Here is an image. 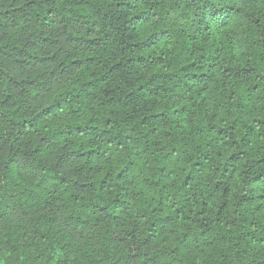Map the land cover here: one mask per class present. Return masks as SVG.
<instances>
[{"label": "trees", "instance_id": "trees-1", "mask_svg": "<svg viewBox=\"0 0 264 264\" xmlns=\"http://www.w3.org/2000/svg\"><path fill=\"white\" fill-rule=\"evenodd\" d=\"M0 264H264V0H0Z\"/></svg>", "mask_w": 264, "mask_h": 264}]
</instances>
